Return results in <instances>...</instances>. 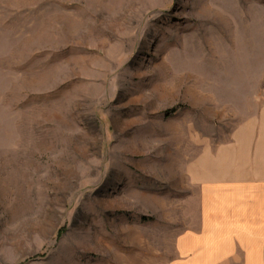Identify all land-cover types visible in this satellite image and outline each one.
Instances as JSON below:
<instances>
[{"label":"rangeland","instance_id":"1","mask_svg":"<svg viewBox=\"0 0 264 264\" xmlns=\"http://www.w3.org/2000/svg\"><path fill=\"white\" fill-rule=\"evenodd\" d=\"M263 105L264 0H0V264H169Z\"/></svg>","mask_w":264,"mask_h":264},{"label":"crops","instance_id":"2","mask_svg":"<svg viewBox=\"0 0 264 264\" xmlns=\"http://www.w3.org/2000/svg\"><path fill=\"white\" fill-rule=\"evenodd\" d=\"M185 171L192 206L169 264H264V105Z\"/></svg>","mask_w":264,"mask_h":264}]
</instances>
